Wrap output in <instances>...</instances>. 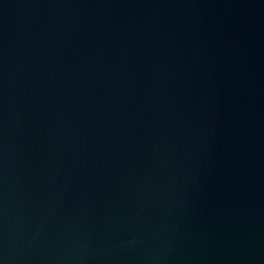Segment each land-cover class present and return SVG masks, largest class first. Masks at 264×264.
Masks as SVG:
<instances>
[{"label": "water", "instance_id": "95a60500", "mask_svg": "<svg viewBox=\"0 0 264 264\" xmlns=\"http://www.w3.org/2000/svg\"><path fill=\"white\" fill-rule=\"evenodd\" d=\"M0 264H264V0H0Z\"/></svg>", "mask_w": 264, "mask_h": 264}]
</instances>
